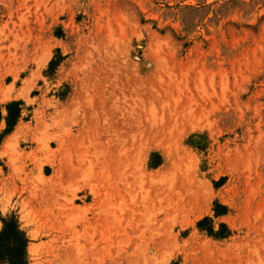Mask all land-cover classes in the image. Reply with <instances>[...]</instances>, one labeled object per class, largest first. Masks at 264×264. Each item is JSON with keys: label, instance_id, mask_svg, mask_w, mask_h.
Masks as SVG:
<instances>
[{"label": "rangeland", "instance_id": "obj_1", "mask_svg": "<svg viewBox=\"0 0 264 264\" xmlns=\"http://www.w3.org/2000/svg\"><path fill=\"white\" fill-rule=\"evenodd\" d=\"M10 101L29 264H264V0H0Z\"/></svg>", "mask_w": 264, "mask_h": 264}, {"label": "trees", "instance_id": "obj_2", "mask_svg": "<svg viewBox=\"0 0 264 264\" xmlns=\"http://www.w3.org/2000/svg\"><path fill=\"white\" fill-rule=\"evenodd\" d=\"M5 117L2 135L8 133L19 116V102L10 101L4 105ZM207 218L197 221L196 226ZM0 264H29L26 257L28 239L13 217L0 220ZM211 234V230H207Z\"/></svg>", "mask_w": 264, "mask_h": 264}, {"label": "crops", "instance_id": "obj_3", "mask_svg": "<svg viewBox=\"0 0 264 264\" xmlns=\"http://www.w3.org/2000/svg\"><path fill=\"white\" fill-rule=\"evenodd\" d=\"M4 116H5V113H4ZM4 116L0 118V129L4 126ZM21 123H22V121H20L18 119L15 122V124L13 125L12 129L3 136L2 140L0 141V151L3 149V145H4L5 141H8V139L15 133L16 129L21 125ZM3 174H7V171H5V173H3ZM8 185H9V183H8Z\"/></svg>", "mask_w": 264, "mask_h": 264}]
</instances>
